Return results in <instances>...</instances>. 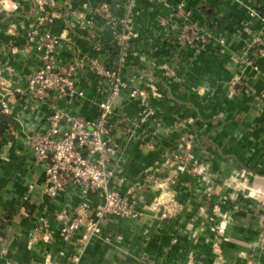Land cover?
Returning a JSON list of instances; mask_svg holds the SVG:
<instances>
[{"label":"crops","instance_id":"0c3cea01","mask_svg":"<svg viewBox=\"0 0 264 264\" xmlns=\"http://www.w3.org/2000/svg\"><path fill=\"white\" fill-rule=\"evenodd\" d=\"M104 2L114 20L129 22L127 31L98 11ZM165 19L195 26L208 46L181 48ZM245 26L264 38V0H0V99L10 109H0V264H70L75 256L80 264H264V58L252 53ZM46 35L58 39L60 64H120L145 96L115 105V120L130 121L114 130L121 171L110 182L136 196L144 214L111 215L86 246L81 232L62 239L58 216L88 201L96 219L104 199L77 188L51 198L29 146L52 112L51 100L28 93ZM76 81L86 97L58 99L57 107L97 120L108 87L88 70ZM153 180L167 181L166 191ZM161 192L181 204L169 222L148 211Z\"/></svg>","mask_w":264,"mask_h":264},{"label":"built area","instance_id":"2783aa9c","mask_svg":"<svg viewBox=\"0 0 264 264\" xmlns=\"http://www.w3.org/2000/svg\"><path fill=\"white\" fill-rule=\"evenodd\" d=\"M98 11L120 28L124 33L129 28V22H118L112 18L111 7L102 3ZM168 36L181 48H192L197 45L208 46V36L202 34L195 26L182 25L174 20L165 19L161 22ZM251 39V51L256 56L264 58V38L253 34L252 30L244 27ZM125 40V36H121ZM223 40L219 43L224 45ZM42 51V66L28 78V93L37 100H51L52 112L47 118V128L37 132L29 139V146L37 162L45 166V193L56 198L61 192L78 189L81 194L91 199L99 197L104 203L97 209L94 219V209L88 201L74 205L70 214L67 212L58 216L60 234L65 242H72L78 232L83 236L78 239L81 246H86L90 240L100 234L102 226L111 215L135 219L144 213L137 208V198L122 196L110 187L111 180L121 171L120 165L114 167L113 161L118 151V143L114 138L116 125L129 123V118L121 116L115 120V105L126 96L131 101H145L142 91L134 88L123 73L120 64L109 66L96 58H85L72 63L60 64L56 58L58 39L51 35L44 36L39 42ZM91 71L108 87L107 99L100 103V116L97 120L89 121L64 113L56 105L58 99L71 101L83 100L87 90L77 85L76 75L79 71ZM4 69L0 68V79L4 77ZM10 76L12 70H7ZM260 98L264 102V91ZM148 107V106H147ZM0 109L9 113L8 101L0 99ZM144 115L142 122L146 121ZM113 166V167H112ZM156 189L166 191L169 183L165 180H153ZM264 197V196H263ZM264 206V198H263ZM181 210V204L173 196H160L151 204L149 212L158 214L162 222L172 221ZM264 218V212H263ZM45 228L48 225L45 224ZM52 238L50 233L47 234ZM80 256L71 258L70 264H80ZM14 264V263H7ZM45 264H56L48 258ZM182 264V263H173Z\"/></svg>","mask_w":264,"mask_h":264}]
</instances>
